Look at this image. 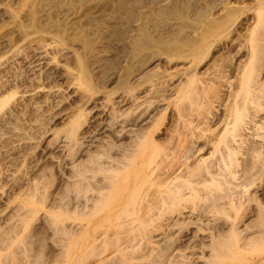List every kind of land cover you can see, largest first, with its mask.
I'll return each instance as SVG.
<instances>
[{
	"label": "bare ground",
	"instance_id": "1",
	"mask_svg": "<svg viewBox=\"0 0 264 264\" xmlns=\"http://www.w3.org/2000/svg\"><path fill=\"white\" fill-rule=\"evenodd\" d=\"M238 11L252 23L234 53L215 56L243 21ZM199 16L155 50H132L129 58L140 60L114 81L106 141L81 140L91 96L73 100L67 121L54 126L64 97L52 86L16 109L17 83L36 76L20 65L0 81V264H264V0H219ZM243 48L244 59L235 57ZM155 56L163 63L147 70ZM81 75L69 82L80 86ZM24 119L38 124L26 129ZM49 131L67 139L71 163L84 156L57 200L55 172H34Z\"/></svg>",
	"mask_w": 264,
	"mask_h": 264
},
{
	"label": "rangeland",
	"instance_id": "2",
	"mask_svg": "<svg viewBox=\"0 0 264 264\" xmlns=\"http://www.w3.org/2000/svg\"><path fill=\"white\" fill-rule=\"evenodd\" d=\"M218 2L219 0H0V47L4 50L0 54V81L16 71L20 65L31 77L36 76L32 85L17 83L19 94L14 98L16 109L22 103L43 98L52 86V93L55 91L65 98L59 106L54 107L56 111L60 110L53 118L52 123L56 121L54 126L67 121L73 100L77 101L83 94L91 96L85 105L88 111L86 122L79 130L84 136L81 140L85 141L96 135V139L106 141L111 133L107 124L112 102L117 95L110 93L115 87L114 81L122 66L137 64L140 60L129 58L132 50L142 54L155 50V46L164 42L169 35L175 36L181 24L195 22L202 17L199 13ZM249 3L250 0H231V5L244 6ZM237 13L239 17H243V21L238 19L233 26L234 35L226 39L215 56L222 51L225 54L234 53L240 43L236 39L237 34L245 32L252 23L250 12ZM245 15L248 16L244 18ZM12 41L15 42L14 46L7 50L5 45ZM227 46L229 51H226ZM246 52V48L240 49L235 57L244 59ZM141 53L139 56L143 58ZM207 60L204 68L211 64L210 55ZM160 61L158 56L149 58L146 69H156L157 65L163 63ZM185 61L179 59L178 66ZM78 72L82 73L81 78L84 79L80 86L69 82V77ZM43 73H50L55 79L51 82L42 78L39 80V75ZM128 75L129 73L126 77ZM86 79L97 90L93 94L85 89ZM169 82L177 83L176 78ZM160 109L159 105L148 114V118ZM40 110L32 111L34 114L30 117L34 118ZM171 114L168 115L165 121L168 124L164 125L163 129L169 128ZM257 119V123L264 119V110ZM22 122L26 129L38 124L33 119H24ZM60 135L63 136L62 133ZM62 136L56 138L57 135L49 131L35 149L41 158L37 167H34V172L39 175L44 169L49 172L51 168L57 176L53 183V188L59 183L53 193L56 200L63 193L65 185L72 181L70 170L84 158L81 155L76 162L71 163L66 155L69 147L67 139ZM84 144L86 145V142ZM60 160L62 168L58 166ZM5 161L6 159L0 160V168ZM46 161L51 162L47 167ZM4 176L0 175V183L1 177ZM5 200V193L0 190V205H3ZM37 223L43 225L44 219L37 220Z\"/></svg>",
	"mask_w": 264,
	"mask_h": 264
}]
</instances>
